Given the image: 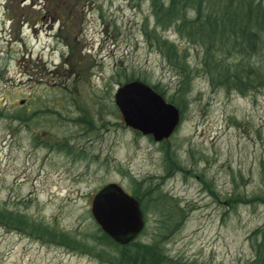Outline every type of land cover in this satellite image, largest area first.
I'll return each instance as SVG.
<instances>
[{
    "label": "rangeland",
    "instance_id": "obj_1",
    "mask_svg": "<svg viewBox=\"0 0 264 264\" xmlns=\"http://www.w3.org/2000/svg\"><path fill=\"white\" fill-rule=\"evenodd\" d=\"M152 26L149 0H0V205L108 248L89 205L115 181L143 208L134 240L156 242L165 264H248L264 230V84L211 85L201 46L156 28L194 70L180 97ZM128 76L171 97L168 136L110 106ZM0 264L113 263L0 223Z\"/></svg>",
    "mask_w": 264,
    "mask_h": 264
},
{
    "label": "trees",
    "instance_id": "obj_2",
    "mask_svg": "<svg viewBox=\"0 0 264 264\" xmlns=\"http://www.w3.org/2000/svg\"><path fill=\"white\" fill-rule=\"evenodd\" d=\"M149 5L153 26L144 28L145 35L179 72L180 80L176 90L180 97L187 90L194 70L186 62L185 53H179L175 44L163 37L156 28L171 26L188 42L201 46L200 68L211 85L233 88L243 93L264 84V0H149ZM145 26L146 23L143 24ZM133 78L138 77L128 76L124 81ZM150 85L164 96L156 85ZM166 99L173 101L171 97ZM110 106L116 111L117 108ZM101 107L103 109V106L97 108ZM131 194L138 199L143 213L138 195L134 191ZM175 212L165 215L166 219L172 220L168 222H176L177 219L172 217ZM0 223L39 238L53 239L71 248L93 252L98 259L113 264H165L168 260L154 241L144 242L132 238L126 243H119L99 226V234L95 238L99 244L107 245L108 248L92 250L87 241L47 227L22 212L2 205ZM252 247L254 254L248 264H264V230H259V237L252 241Z\"/></svg>",
    "mask_w": 264,
    "mask_h": 264
},
{
    "label": "water",
    "instance_id": "obj_3",
    "mask_svg": "<svg viewBox=\"0 0 264 264\" xmlns=\"http://www.w3.org/2000/svg\"><path fill=\"white\" fill-rule=\"evenodd\" d=\"M113 101L126 125L154 140L168 136L179 120L178 108L141 79L118 84ZM89 210L101 230L119 243L134 238L143 226L137 198L115 181H107L93 192Z\"/></svg>",
    "mask_w": 264,
    "mask_h": 264
},
{
    "label": "flooded vegetation",
    "instance_id": "obj_4",
    "mask_svg": "<svg viewBox=\"0 0 264 264\" xmlns=\"http://www.w3.org/2000/svg\"><path fill=\"white\" fill-rule=\"evenodd\" d=\"M131 194V192H129ZM138 200V199H137ZM139 202V201H138Z\"/></svg>",
    "mask_w": 264,
    "mask_h": 264
}]
</instances>
